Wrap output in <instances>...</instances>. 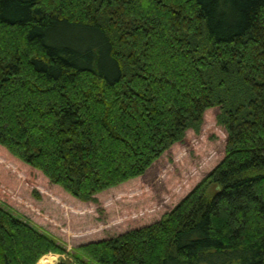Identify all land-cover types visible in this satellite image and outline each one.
<instances>
[{
    "label": "trees",
    "instance_id": "trees-1",
    "mask_svg": "<svg viewBox=\"0 0 264 264\" xmlns=\"http://www.w3.org/2000/svg\"><path fill=\"white\" fill-rule=\"evenodd\" d=\"M212 112L221 153L160 171ZM35 175L64 216L139 208L67 252L0 207V264H264V0H0V191Z\"/></svg>",
    "mask_w": 264,
    "mask_h": 264
},
{
    "label": "rangeland",
    "instance_id": "rangeland-1",
    "mask_svg": "<svg viewBox=\"0 0 264 264\" xmlns=\"http://www.w3.org/2000/svg\"><path fill=\"white\" fill-rule=\"evenodd\" d=\"M204 123L205 124L200 134L194 135L192 133H188L189 135L187 136L186 144L177 145L178 147L174 146L173 152L171 153L172 159L171 157L168 158V160L164 159L168 162V164L165 165L166 163H164L159 165L158 168L160 171L162 169L169 170L172 167V171L177 173L180 172V174H183L182 176H184V174L188 175L189 172H192L195 169L199 170L202 157L210 154L214 149L218 154L221 153L220 151L223 149L225 141V134L223 130L216 125L214 112L206 115ZM193 137H196L198 142V147L196 149H194L192 147L193 144H191V139ZM182 152H186L185 157L187 158L182 159L179 157L177 159L178 153L181 154ZM175 153L177 154L175 155ZM204 174L205 170H201L198 176L201 177ZM28 182L29 184L28 186L26 185V187L22 186L19 188H13L12 185L7 184V188L8 190L11 188V192H18L16 195L24 192L25 194L21 196H28V199H32L29 201L31 204L30 209L29 207L26 208L23 205L19 206L17 202L15 203L13 201L14 198H9L11 197L9 193L5 196L2 194V191H0V207L10 211L17 218L26 220L30 225L34 226L38 230L55 237L64 246L67 252H69L71 248L85 241L84 237L81 236L80 233L75 232L78 228L94 231L96 236L97 234L102 233H104L102 234L104 236L115 235L116 233L131 226V224L127 226L118 225L117 218L120 216L125 219V215H133L134 211L139 208L138 203L136 204L134 199L125 197L123 194L118 195L116 191H108L98 197L97 203L80 204V210L82 211L77 216L70 214L64 216L61 215L60 209L57 208V202L53 197L42 195L36 191V186H42V179L38 177V175H35L34 178L30 180L28 179ZM41 189L44 188L41 187ZM212 189L213 188H211V190ZM21 196L20 199L24 200ZM19 204H21V202ZM147 204L158 208L161 207L163 203L161 201H157L155 198H152ZM33 209H37L40 215L32 213L30 210ZM160 210L164 211L163 208H160ZM120 220L123 219L120 218ZM151 220H155V218L150 219V221ZM60 225L63 227H60ZM66 225L70 228V232L65 230V232L68 231L67 235L62 231V228H65ZM73 228L77 229L74 230ZM84 236H88V234ZM85 239H88V237ZM46 256L54 257L56 261L55 264H58L62 260L72 264L71 257H68L67 255L52 253Z\"/></svg>",
    "mask_w": 264,
    "mask_h": 264
}]
</instances>
